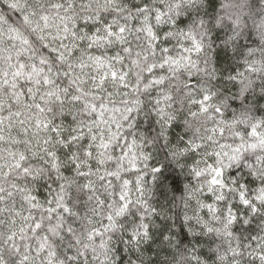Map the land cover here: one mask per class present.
I'll return each mask as SVG.
<instances>
[{
  "label": "clouds",
  "instance_id": "clouds-1",
  "mask_svg": "<svg viewBox=\"0 0 264 264\" xmlns=\"http://www.w3.org/2000/svg\"><path fill=\"white\" fill-rule=\"evenodd\" d=\"M0 264H264V0H0Z\"/></svg>",
  "mask_w": 264,
  "mask_h": 264
},
{
  "label": "snow or ice",
  "instance_id": "snow-or-ice-1",
  "mask_svg": "<svg viewBox=\"0 0 264 264\" xmlns=\"http://www.w3.org/2000/svg\"><path fill=\"white\" fill-rule=\"evenodd\" d=\"M45 19H46V17H45ZM120 31L123 32L124 29L121 28ZM108 35H109V36L112 35L111 30H109ZM22 42H23V43H27L26 40H25V41H22ZM40 63H41V64H44L45 61L41 60ZM82 67H83V65H82ZM21 69H25V65H24L23 63H20V64L18 65V68H17V70H16V72H15V75H16V76H19V75H20V70H21ZM31 71H32V72L37 71V69H36V65H35V64H33V65L31 66ZM111 75H112L113 78L116 77V73H115L114 71L111 73ZM106 78H107V77L105 76L104 79H106ZM29 79H31V73H29ZM48 83H50L49 78H48V77H45V78H44V84H48ZM28 91H29V92L32 91L31 87L28 88ZM49 95H51V93H49ZM37 107H40V105H37ZM25 170H26V169H25ZM217 174H219V173H217ZM213 183H215V181H213ZM39 226H40L39 224L36 225L37 228H39Z\"/></svg>",
  "mask_w": 264,
  "mask_h": 264
}]
</instances>
